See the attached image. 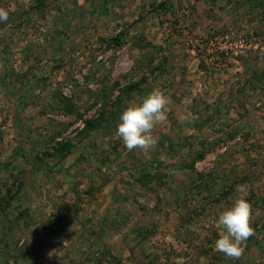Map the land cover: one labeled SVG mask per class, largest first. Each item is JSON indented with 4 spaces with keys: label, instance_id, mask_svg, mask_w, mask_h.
I'll return each instance as SVG.
<instances>
[{
    "label": "rangeland",
    "instance_id": "1",
    "mask_svg": "<svg viewBox=\"0 0 264 264\" xmlns=\"http://www.w3.org/2000/svg\"><path fill=\"white\" fill-rule=\"evenodd\" d=\"M0 8V264H264V0ZM157 87L158 144L129 151L119 117ZM238 185L255 235L233 260Z\"/></svg>",
    "mask_w": 264,
    "mask_h": 264
},
{
    "label": "clouds",
    "instance_id": "2",
    "mask_svg": "<svg viewBox=\"0 0 264 264\" xmlns=\"http://www.w3.org/2000/svg\"><path fill=\"white\" fill-rule=\"evenodd\" d=\"M8 16L9 11L0 8V21H7ZM169 103V97L161 88H153L142 102L131 103L123 110L115 135L129 151L139 149L147 153L155 149L159 138L153 131L166 120ZM178 119L183 124L191 122L192 117L191 114H182ZM236 192L239 195L231 207L219 214L218 226L222 231L214 245L215 251L233 260L243 256L247 240L255 235L248 190L244 185H238Z\"/></svg>",
    "mask_w": 264,
    "mask_h": 264
},
{
    "label": "trees",
    "instance_id": "3",
    "mask_svg": "<svg viewBox=\"0 0 264 264\" xmlns=\"http://www.w3.org/2000/svg\"><path fill=\"white\" fill-rule=\"evenodd\" d=\"M114 41L117 43V40H114ZM70 107L71 106H68L66 108V111L68 113H70L72 111ZM99 114L100 113H98V115ZM98 115H96V116H94L92 118H88V119L83 120V125H82V127L80 129L82 133L85 132V131H87V130H89V129H91V128H94L99 123L100 117ZM68 145H69V142H67V141H66V143L62 142V143L57 144V146H55V149L58 150V151H60L64 147H66Z\"/></svg>",
    "mask_w": 264,
    "mask_h": 264
},
{
    "label": "crops",
    "instance_id": "4",
    "mask_svg": "<svg viewBox=\"0 0 264 264\" xmlns=\"http://www.w3.org/2000/svg\"><path fill=\"white\" fill-rule=\"evenodd\" d=\"M238 163V162H237Z\"/></svg>",
    "mask_w": 264,
    "mask_h": 264
}]
</instances>
